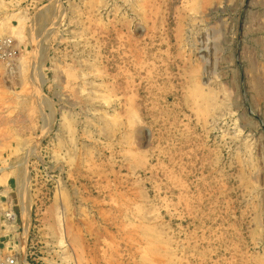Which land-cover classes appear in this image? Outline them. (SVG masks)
Returning <instances> with one entry per match:
<instances>
[{
	"label": "rangeland",
	"instance_id": "rangeland-1",
	"mask_svg": "<svg viewBox=\"0 0 264 264\" xmlns=\"http://www.w3.org/2000/svg\"><path fill=\"white\" fill-rule=\"evenodd\" d=\"M3 39L0 259L264 264V0H0Z\"/></svg>",
	"mask_w": 264,
	"mask_h": 264
},
{
	"label": "built area",
	"instance_id": "built-area-1",
	"mask_svg": "<svg viewBox=\"0 0 264 264\" xmlns=\"http://www.w3.org/2000/svg\"><path fill=\"white\" fill-rule=\"evenodd\" d=\"M9 43L7 42L6 39H3L0 41V57L2 59L6 58L8 59L11 56L12 49H9ZM8 207V206H7ZM5 217L6 219L10 221H15L16 220V214L13 211V206L8 207L7 210L5 211ZM0 264H17V259L13 256H8L0 259Z\"/></svg>",
	"mask_w": 264,
	"mask_h": 264
},
{
	"label": "bare ground",
	"instance_id": "bare-ground-1",
	"mask_svg": "<svg viewBox=\"0 0 264 264\" xmlns=\"http://www.w3.org/2000/svg\"><path fill=\"white\" fill-rule=\"evenodd\" d=\"M63 228V227H62Z\"/></svg>",
	"mask_w": 264,
	"mask_h": 264
}]
</instances>
